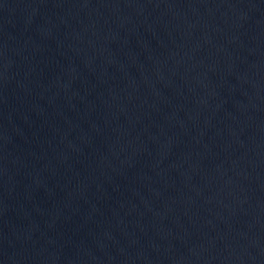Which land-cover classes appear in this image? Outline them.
<instances>
[{"label": "water", "instance_id": "water-1", "mask_svg": "<svg viewBox=\"0 0 264 264\" xmlns=\"http://www.w3.org/2000/svg\"><path fill=\"white\" fill-rule=\"evenodd\" d=\"M0 264H264V0H0Z\"/></svg>", "mask_w": 264, "mask_h": 264}]
</instances>
